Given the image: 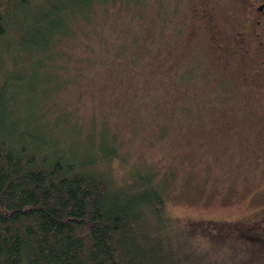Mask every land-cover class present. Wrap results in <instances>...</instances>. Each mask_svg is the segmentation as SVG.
Here are the masks:
<instances>
[{"label": "rangeland", "instance_id": "374dc122", "mask_svg": "<svg viewBox=\"0 0 264 264\" xmlns=\"http://www.w3.org/2000/svg\"><path fill=\"white\" fill-rule=\"evenodd\" d=\"M244 16L238 0H96L13 89L84 167L151 176L211 264H264V93L219 51Z\"/></svg>", "mask_w": 264, "mask_h": 264}, {"label": "trees", "instance_id": "16d2710c", "mask_svg": "<svg viewBox=\"0 0 264 264\" xmlns=\"http://www.w3.org/2000/svg\"><path fill=\"white\" fill-rule=\"evenodd\" d=\"M95 1L0 0V264H211L172 224L151 176L113 183L84 167L93 156L34 132L17 105L14 86L27 79L19 65L51 58L71 34L63 22L75 25Z\"/></svg>", "mask_w": 264, "mask_h": 264}, {"label": "flooded vegetation", "instance_id": "af4514ba", "mask_svg": "<svg viewBox=\"0 0 264 264\" xmlns=\"http://www.w3.org/2000/svg\"><path fill=\"white\" fill-rule=\"evenodd\" d=\"M244 8L245 16L241 17L237 26V35L226 48H219L220 56L248 65V69L256 66L255 75L247 77L262 86L264 93V0H238ZM202 4V3H201ZM245 79V77H244ZM262 95V94H261Z\"/></svg>", "mask_w": 264, "mask_h": 264}]
</instances>
